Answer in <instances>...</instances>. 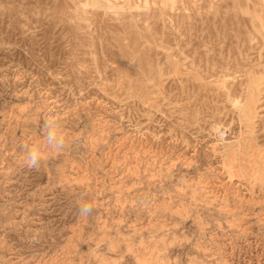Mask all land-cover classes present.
<instances>
[{
    "label": "rangeland",
    "instance_id": "1",
    "mask_svg": "<svg viewBox=\"0 0 264 264\" xmlns=\"http://www.w3.org/2000/svg\"><path fill=\"white\" fill-rule=\"evenodd\" d=\"M263 224L264 0H0V264H264Z\"/></svg>",
    "mask_w": 264,
    "mask_h": 264
},
{
    "label": "clouds",
    "instance_id": "2",
    "mask_svg": "<svg viewBox=\"0 0 264 264\" xmlns=\"http://www.w3.org/2000/svg\"><path fill=\"white\" fill-rule=\"evenodd\" d=\"M43 140L45 146L54 151L62 152L67 146L66 133L63 129V125L54 117L48 118L45 120L43 128ZM212 134L216 137L218 142H223L226 138V130L220 126L216 125L212 129ZM24 150V165L29 168H39L42 154L41 151L36 147H30L28 145H22ZM77 205V215L80 217H88L93 211V205L86 202L83 197H78L76 201Z\"/></svg>",
    "mask_w": 264,
    "mask_h": 264
},
{
    "label": "bare ground",
    "instance_id": "3",
    "mask_svg": "<svg viewBox=\"0 0 264 264\" xmlns=\"http://www.w3.org/2000/svg\"><path fill=\"white\" fill-rule=\"evenodd\" d=\"M101 2H102V1H101ZM87 4H88V3H87ZM227 184H228V183H227ZM253 203H254V202H253ZM249 204H250V202H249ZM249 204H248V205H249ZM229 205H230V204H229ZM258 215H259V214H258ZM258 215H257V216H258ZM255 216H256V215H255ZM239 220H240V219H239ZM142 222H143V221H142ZM258 224H259V223H258ZM263 225H264V224H263ZM160 231H161V230H160ZM236 235H237V234H236ZM150 246H151V245H150ZM230 251H231V250H230Z\"/></svg>",
    "mask_w": 264,
    "mask_h": 264
}]
</instances>
